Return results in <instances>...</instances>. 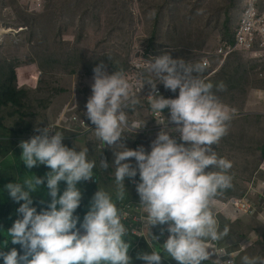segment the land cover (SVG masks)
Wrapping results in <instances>:
<instances>
[{"label": "clouds", "instance_id": "9594fccd", "mask_svg": "<svg viewBox=\"0 0 264 264\" xmlns=\"http://www.w3.org/2000/svg\"><path fill=\"white\" fill-rule=\"evenodd\" d=\"M243 6L244 0L232 30V40L222 41H233ZM216 47L202 48L196 55L199 57V53L206 48L214 50ZM137 52H141L148 60H144L142 56L137 57ZM233 52L242 55L240 51ZM228 55L213 56L208 66L206 62L200 63L199 58V63H194L185 61L182 57L173 58L168 52L150 58L139 46L130 58V63L142 72L150 73L154 79L137 81L136 90L122 71L109 73L103 63L95 66L92 94L87 100L84 113L88 119L79 115V118L73 115V119L81 127L88 126L89 129L93 128L89 123L91 121L95 125V136L102 148L107 146L113 149L116 198L121 201L112 200L108 193L99 188L92 196L89 210L77 228L80 217L76 210L82 200V192L77 185L82 181L97 182L93 173L95 162L87 159L86 149L77 151L75 146L69 148L63 144V129L71 137H80L66 117L49 120L41 128L40 121L37 122L34 133L19 142V147L22 148L20 159L29 170L43 164L50 171L45 177L34 175L26 177L23 183L9 182L4 186L15 202L23 203L16 210L22 218L16 219L6 230L8 239L4 240L3 246L6 247L9 241L19 244L23 254H18L16 248L7 252L0 250L3 264H132L128 252L141 244L152 250L150 253H137V258L145 264H162L161 253L178 264H234L238 254L255 238V234L249 238L253 232L251 230L242 239L232 242L235 236L230 233V250L236 251L234 260L226 250L218 251L215 245L217 242H224L228 230H220L221 221L210 210L211 203L217 205L219 213L229 224H233L246 214H239L237 218L230 220L224 214V202L230 198L251 200L246 195L228 196L226 199L215 197L232 187V176L229 174L232 163L219 157L213 146L218 145L227 135L233 112L219 101L213 91L214 87L216 91H223L226 85L221 82L214 86L200 78L201 73L212 67L214 58L219 59L217 67ZM244 57L264 68L261 62ZM261 77L264 78V74ZM145 83L150 84L151 88L143 92L141 89ZM157 83H163L165 89L172 92L178 89L179 95L171 98L161 91L159 93ZM141 93L150 103L153 128L160 129L151 142L150 152H146L143 146L128 148L122 141L125 130L131 128L135 133L141 134L136 140L140 145L144 131L152 129L151 126L144 128V124L137 118L132 119V125L128 123L127 111L135 109L139 103L137 96ZM256 93L258 95V91ZM258 98L262 99L254 101V105L264 104V94ZM165 111L170 114L166 121L154 119L153 113L166 115ZM169 122L174 124L171 129L168 127ZM120 147L123 150H118ZM132 158L135 159V166L131 163ZM101 167L107 170L109 162L102 159ZM137 173L139 177L135 178ZM126 177L132 179V185L136 186L140 199L124 200ZM45 179L46 195L51 200L46 209L37 212L30 194L37 192ZM61 181L66 182L67 186L58 195ZM255 194L261 195L257 191ZM129 202L139 203L147 214V224L154 225L146 233L168 235L163 244L150 246L143 238L127 235L119 208ZM262 213L264 214L263 211ZM253 214L254 212L248 215ZM260 236L261 233L254 241ZM129 237L134 238L132 244L125 240ZM223 256L231 258L222 260ZM241 264H264V257L244 255L241 257Z\"/></svg>", "mask_w": 264, "mask_h": 264}, {"label": "rangeland", "instance_id": "374dc122", "mask_svg": "<svg viewBox=\"0 0 264 264\" xmlns=\"http://www.w3.org/2000/svg\"><path fill=\"white\" fill-rule=\"evenodd\" d=\"M242 5L243 0H0V77L16 72L14 82L26 90L27 111L33 112L28 118L34 130L37 122L40 121L41 128L49 120H58L57 114H64L80 137H71L63 129V142L69 148L75 146L77 151L86 149L87 159L94 161L100 172L90 200L99 188L114 200L117 185L113 149L102 148L90 120L92 129L81 127L73 119V115L87 118L84 113L92 94L94 67L103 63L109 73L122 71L135 89L137 81L154 79L150 73L142 72L130 63L139 46L143 52L155 50L157 56L168 52L173 58L182 57L185 61L198 63L199 57L194 51L205 47L213 49L230 36ZM136 56L148 60L141 52ZM212 69L210 73L209 70L201 73L200 78L205 73L213 74L210 78L214 80L211 82L214 86L221 82L226 85L223 91H216L215 87L213 91L233 112L227 135L213 146L219 157L232 163L229 172L232 187L227 196L254 194L253 198L248 197L253 202L254 214L244 215L247 218L242 223L246 224L242 226L241 223L230 230L232 235L253 230L249 238L254 234L257 238L264 223V106L258 108L253 102L262 99L256 92L264 90V78L261 77L264 68L235 53ZM157 86L163 95L171 98L179 95L178 89L172 92L165 89L163 83H157ZM150 88L151 85L145 83L141 91ZM137 99L139 103L135 109L127 111L129 125L136 117L144 128H150L154 124L150 103L142 93ZM7 113L9 109L5 108L2 114ZM165 113L167 116L164 115L163 121L170 116L168 111ZM17 119L10 115L7 122L10 125L11 120ZM168 127L171 129L174 124L169 122ZM159 131V128L144 131L145 139L136 145L129 128L122 141L128 148L143 146L150 152L151 142ZM102 159L109 162L107 170L101 167ZM134 161L132 158L131 163ZM5 164L0 157V168L4 169ZM255 191L261 194L257 198ZM210 210L216 219L220 218L216 214L219 213L216 204L211 203ZM227 227L220 230H228ZM241 238L234 237L232 242ZM230 239L228 231L223 241ZM254 239L246 244L242 250L245 252L238 254L234 264H241L244 255L264 257V240L254 244ZM141 245L128 252L132 264H145L137 258V253L152 251Z\"/></svg>", "mask_w": 264, "mask_h": 264}, {"label": "trees", "instance_id": "16d2710c", "mask_svg": "<svg viewBox=\"0 0 264 264\" xmlns=\"http://www.w3.org/2000/svg\"><path fill=\"white\" fill-rule=\"evenodd\" d=\"M224 39L232 40V31L230 33V36ZM200 50H195L194 53L197 54V52ZM144 53L145 55L148 54V57L150 58L157 57L155 50H144ZM235 53H238V52H233L229 54L228 56L235 54ZM218 61H219L218 58H214L212 60V67L207 68L206 71L209 70V73H210L211 70H213L212 68H214L217 65ZM255 63L257 64V62ZM112 65L113 64L111 63V66ZM15 73L16 72H13L9 76H6L5 78L0 77V157H2L3 160L10 158L13 162V164L10 167H8V169L6 170L0 168V172H1V176H0V250L7 252V251H10L12 248H16L18 251V254H23V249L21 248L19 244H12L11 241H9L6 247L3 246L4 240L8 239V237H6L5 235L6 230L13 225L16 219L22 218L20 214L17 213L16 210L19 208L20 204L23 203V201L15 202L9 196L4 186L9 182L15 183L18 181L20 183H23V180L26 177H31L34 175H37L39 177H45L46 173L50 171V169L43 164H39L29 170L26 168V165L20 159L22 148L19 147V142L24 137L30 136L31 134L34 133V126L31 123V119L28 118L32 116L33 112L27 111V102L25 99L26 90H24L23 88H19L15 84L14 82L15 76H16ZM211 75H206L205 73V75H203L201 79H204L206 82H210V83L214 82V80L210 78ZM5 108L9 109V113L2 114ZM10 115H15L18 119L16 121L11 120L10 121L11 124L9 125L7 120L9 119ZM131 133L134 136L133 139H134L135 144L138 145L139 142L136 140L140 138L141 134L135 133L134 130H131ZM170 135H172V132L170 133ZM125 140L127 141V139ZM63 144H65V142H63ZM134 164H135V161L132 163V165L134 166ZM93 173H94V176L97 177V181H98V175L100 174L99 169L97 167H94ZM137 177H139V173H137V176L135 178ZM131 180L132 179H129L127 177L125 178L124 183H125L126 188H125V199L124 200L140 199L136 191V186L132 185ZM96 184L97 182L88 183L87 181H82L78 183L77 185L82 192V200H81L80 206L76 210V214L80 217V221H78L77 223V228L80 227V223L83 221V217L87 213L86 211L89 209L90 194L92 190L96 187ZM66 186H67L66 182L64 181H61L59 183L58 195L63 193ZM46 193H47V187H46V179H45L44 184L40 186L39 190L37 192L30 194L33 199V206L36 207L37 212H40L46 209L48 206V203H50L51 197L46 195ZM229 194L230 192L226 190V191H223L217 194L215 197L219 199H226L228 198L227 195ZM245 195L249 198L254 197V194L252 192L246 193ZM255 197L257 198L258 196L255 194ZM41 201H43V203H41ZM117 201H121V200H117ZM218 215H221V214H218ZM244 218H247V217H240L238 220H236L235 223L229 224L228 221L224 220L220 216L221 228L223 226H228L227 228H228L229 233H232L230 228L235 229L237 226H240L241 223L244 221ZM245 224L246 223H242V226ZM263 231H264V223H263V229L261 232V236L257 240L254 241V244L259 241L264 240ZM81 232H83V229H81ZM234 236L235 238H238V236H242L243 238L245 234H239V235H234ZM125 240L129 241L130 244L134 242L133 237H129ZM244 252L245 251H242L241 253H244ZM161 256H162V264H178V262L175 261L174 259L170 257H164L163 253H161ZM0 264H3L2 257H0Z\"/></svg>", "mask_w": 264, "mask_h": 264}, {"label": "built area", "instance_id": "2783aa9c", "mask_svg": "<svg viewBox=\"0 0 264 264\" xmlns=\"http://www.w3.org/2000/svg\"><path fill=\"white\" fill-rule=\"evenodd\" d=\"M233 51H240L243 56L253 58L264 64V0H244L241 16L234 30L233 41L224 40L214 50L206 48L199 53V60L200 63L206 62L210 66L213 56L225 57ZM158 91L160 93V89ZM262 94H264V90L258 91V96ZM153 117L156 121L164 120L163 114L153 113ZM177 135L179 136L178 132ZM223 209L224 214L230 220H234L239 214H252L255 211L253 203L245 198H230L224 202ZM119 210L122 214L121 222L128 231L127 235L143 238L150 246L163 244L167 239L168 235L146 233V230L154 225L147 224V214L139 206V203H126ZM215 246L218 251L226 250L231 253L234 260L236 251L230 250L232 244L229 241L217 242ZM230 258V256L221 257L222 260ZM202 264L204 263L202 262Z\"/></svg>", "mask_w": 264, "mask_h": 264}, {"label": "crops", "instance_id": "0c3cea01", "mask_svg": "<svg viewBox=\"0 0 264 264\" xmlns=\"http://www.w3.org/2000/svg\"><path fill=\"white\" fill-rule=\"evenodd\" d=\"M256 105V107H258V108H262L263 106H264V104L263 103H257V104H255ZM57 118H58V120L59 119H64L65 118V116H64V114L63 113H59V114H57ZM134 118H136V117H134ZM134 118H132V119H134ZM55 119V118H54ZM135 120V119H134ZM154 126H151V128H153ZM145 139V136H144V138H143V140ZM5 161H6V164H5V167H4V169L6 170V169H8V167H10L12 164H13V162H12V160L9 158V159H5ZM142 246V245H141Z\"/></svg>", "mask_w": 264, "mask_h": 264}]
</instances>
